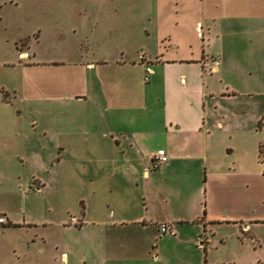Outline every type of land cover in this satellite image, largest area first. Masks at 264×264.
I'll use <instances>...</instances> for the list:
<instances>
[{
	"label": "crops",
	"instance_id": "1",
	"mask_svg": "<svg viewBox=\"0 0 264 264\" xmlns=\"http://www.w3.org/2000/svg\"><path fill=\"white\" fill-rule=\"evenodd\" d=\"M103 4L77 10L89 18L73 23L74 56L0 61V264H69L66 250L157 263L162 222L168 241L191 227L209 253L226 245L217 230L231 227L253 243L248 264H264V105L253 104L264 96V0ZM158 149L167 166L153 167ZM65 159L86 177L89 200L71 222L39 217L46 204L35 212L27 197ZM64 229L88 240L65 244ZM222 253L203 264H243Z\"/></svg>",
	"mask_w": 264,
	"mask_h": 264
},
{
	"label": "rangeland",
	"instance_id": "2",
	"mask_svg": "<svg viewBox=\"0 0 264 264\" xmlns=\"http://www.w3.org/2000/svg\"><path fill=\"white\" fill-rule=\"evenodd\" d=\"M13 2L14 4L12 5L9 0H0V6L3 5L4 9L3 17L0 20V61H13L15 63L23 59L22 53L27 51L31 57L35 55L39 59L74 56L77 47L72 33L73 23L78 22L79 25H84V28H86L89 18L88 15L84 17L77 15V10L88 8L89 6H104L103 0H13ZM96 17L98 18V16ZM98 19L102 27L104 16L101 14ZM38 28L42 29L44 35L43 39L39 42L40 30ZM23 35L29 36L21 38ZM96 49L101 54L104 53L106 55V52L103 51L104 47L98 46ZM236 81L240 83L239 80ZM12 83L14 82L12 81ZM243 98L245 97L240 96L237 100H242ZM18 102L20 101H14L16 104ZM23 103L27 104L29 102L24 101ZM253 104L256 107L257 105H264V96H256ZM29 117L26 115V118ZM60 167V171L55 175L48 172L41 173L48 182L52 177L53 182H49L42 192L29 195L26 202H31V205L37 206L34 209L35 212H37L39 206L42 207L46 204L45 212L44 210L42 212L41 209L39 217L62 218L66 219V222H71L74 220L72 216L74 214L77 215L79 202L81 200H85V202L89 200L88 190L90 187L85 181L86 177L78 175L74 171L76 168L73 160L65 159L62 161ZM36 169L30 166L29 171H35L39 174L40 171ZM90 202H93V200L91 199ZM33 215L36 214L33 213ZM64 230L65 233H62V239L65 241V244H70L72 239L85 242L88 240L86 238L87 235L84 233L77 234L75 237L70 234L66 235V229ZM217 232L226 236V245L222 247L223 249H212L211 253H209V250H206V254L201 248L199 240L196 244L193 241L194 229H191V227H184L182 229L183 234L180 240L177 241L174 237L173 241H168L172 238L169 232L157 237V241H154L153 247L155 245L158 246L160 243L161 245L164 242L166 243L164 258L157 263L144 258V256L133 257L128 254H122V252L119 253L118 251L108 256L105 262L98 255L97 251L88 254L85 260L78 255L73 259V253L68 250L66 251L69 255V264H203L205 257L210 260L224 256L222 250L225 253L232 254L230 255L232 257L236 256L243 264H248L251 261L254 253L249 246H252L253 243L244 237L243 234L238 233V237L240 238L237 239L233 233V228L227 226L219 228ZM145 233L148 234V239L154 235L151 229ZM259 233L264 242V227L259 229ZM118 239V236H112L110 241L114 244L118 243ZM239 239H242V241H239ZM94 242V246L97 247L101 243V240H95ZM240 242L244 244L241 245ZM113 250H119L116 244L113 245ZM152 253H154V250H152ZM260 255L264 256V248L261 250Z\"/></svg>",
	"mask_w": 264,
	"mask_h": 264
},
{
	"label": "built area",
	"instance_id": "3",
	"mask_svg": "<svg viewBox=\"0 0 264 264\" xmlns=\"http://www.w3.org/2000/svg\"><path fill=\"white\" fill-rule=\"evenodd\" d=\"M152 165L155 168H160L167 166L169 164V156L164 149H158L152 157ZM6 224V218L3 215H0V225ZM167 232H170L168 225L166 223H160L158 226L159 236H163Z\"/></svg>",
	"mask_w": 264,
	"mask_h": 264
},
{
	"label": "trees",
	"instance_id": "4",
	"mask_svg": "<svg viewBox=\"0 0 264 264\" xmlns=\"http://www.w3.org/2000/svg\"><path fill=\"white\" fill-rule=\"evenodd\" d=\"M263 118V117H262ZM259 125L261 126V120L259 121ZM263 152V150H262V148L260 149V153H262ZM203 251L206 253V248H205V246H203Z\"/></svg>",
	"mask_w": 264,
	"mask_h": 264
}]
</instances>
